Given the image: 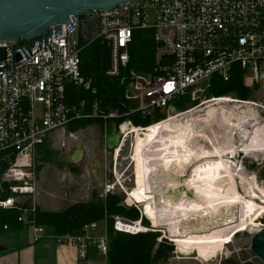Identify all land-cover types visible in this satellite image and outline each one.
<instances>
[{
  "label": "built area",
  "instance_id": "obj_1",
  "mask_svg": "<svg viewBox=\"0 0 264 264\" xmlns=\"http://www.w3.org/2000/svg\"><path fill=\"white\" fill-rule=\"evenodd\" d=\"M60 29L46 45L36 41L26 57L18 51L20 60L15 64L11 56L14 43H0L6 48V60L0 63V209L19 212L17 221L29 231L32 243L48 239L71 247L80 261H87L88 250L94 248L105 263V222L103 234L97 237L88 236L98 229L96 223L85 225L80 235L50 236L34 222L38 146L55 134L63 135L72 122L96 117L103 124L110 120L116 123L120 144L112 151L115 157L129 129H134L129 121L117 123V113L101 112L96 102L91 104L89 115L84 113L83 102L67 103V87L89 85L80 75L82 45L97 42L107 48L105 75L121 77L129 62L133 33L152 32V71L130 73L124 99L135 102V111L151 122L155 114L166 115L151 125L160 124L189 113L191 110L169 116L174 110L172 102L195 91L199 84L207 86L214 76L226 82L238 67L245 76L251 75L252 85L264 79V0H141L93 12L89 17L70 16ZM112 221L119 233L133 235L148 230L140 220L130 222L114 216Z\"/></svg>",
  "mask_w": 264,
  "mask_h": 264
},
{
  "label": "rangeland",
  "instance_id": "obj_2",
  "mask_svg": "<svg viewBox=\"0 0 264 264\" xmlns=\"http://www.w3.org/2000/svg\"><path fill=\"white\" fill-rule=\"evenodd\" d=\"M99 50L102 52V48H99ZM100 67H102L101 54ZM252 83L251 75H246L245 84L250 87ZM257 85V90H255L250 100L241 101L227 98L230 99V101L238 102L220 104L223 106L227 116L234 120L232 121L233 123H236L237 119L251 112H254L258 116L259 122L264 123V79ZM198 87V89L195 91L191 90L188 94L191 102L193 103L196 101L198 102L197 105L194 103L192 108L186 110H191L189 113L176 117L179 123H183L186 119L191 118V116H193V118L202 117L205 113V108L216 101L213 100L212 102L211 99H223H206L204 91L207 86L199 84ZM201 102L205 103L200 106L199 104ZM242 102H248L254 105H243L241 104ZM255 105H260L262 107L259 108L260 106L257 107ZM129 108L135 111L137 109V104L135 102H130ZM169 113V116L172 117L178 112L172 109ZM165 116L166 115H164V119ZM131 126L133 125L131 124ZM153 126L154 125L148 130L141 132L135 131L128 135L120 149L115 153V157L112 152L105 154L103 142L99 138L98 127L96 126H90L74 133L66 130L63 135L59 133L55 134L49 141L50 147L52 150L58 152L59 158L66 165L61 170L57 169L54 165H44L42 167L37 175V207L43 211L58 212L74 203L88 201L93 191L97 192L100 196H105L107 192L119 194L123 197L126 206L137 207L141 215L149 222L150 227L146 228L148 229L147 232H158L161 238H164L174 246V251L169 258L158 264L261 263L250 251V242L252 237L264 227V214L262 213H256L252 216L254 227L236 233L229 243L210 247L199 243L197 239L190 240L188 243L184 244L181 242H173L169 236L168 228L158 227L156 218L151 212L150 201L142 202L143 204L134 203L135 206L130 202L129 197L126 195L131 191H137L143 196H149L154 192L157 176V160L155 159L156 137ZM132 128L142 127L133 126ZM144 128L146 127H143V129ZM232 128H214L213 132L206 131V135L210 138V142L206 138L196 143L192 141L193 147L196 149H205L210 152L217 149L219 153L222 152V157L224 159L230 161L234 166L241 167L244 176L246 178H252L257 186L264 190V181L259 178V174L264 166V160H261L262 155H260L261 157L259 156V159L256 157L257 160L240 158L238 162H235L231 154H226L231 145L237 147L240 143L234 131L235 129ZM76 150L81 151L82 157L78 164H72L70 163V157ZM199 163L200 162L196 163V161H192L187 165L184 169L182 180H191V178L194 177L193 171ZM100 166L103 167L104 172L103 184H100L95 177V172ZM70 169L74 170L71 171ZM108 174L109 176H107ZM149 177L154 179L153 183H149ZM235 180L238 193L243 195L244 189L243 186H240V180L238 178ZM253 200L261 204L260 198ZM142 205H146L144 213L149 219L154 221L156 228H153L150 221L143 215ZM98 227H103V224L99 223ZM23 234H25V232ZM9 238V236H0V243L9 244L12 242ZM37 264H40L38 259Z\"/></svg>",
  "mask_w": 264,
  "mask_h": 264
},
{
  "label": "bare ground",
  "instance_id": "obj_3",
  "mask_svg": "<svg viewBox=\"0 0 264 264\" xmlns=\"http://www.w3.org/2000/svg\"><path fill=\"white\" fill-rule=\"evenodd\" d=\"M231 103L226 98L216 100L200 118L191 116L183 123L174 118L153 126L157 160L154 192L143 196L131 191L126 196L131 203L150 201L158 227H167L173 242L184 244L197 239L210 247L224 245L236 233L254 227V214H264V190L252 178H246L241 167L224 159L217 149L210 152L192 144L205 138L210 142L206 131L233 127L240 143L237 147L231 145L226 154H231L235 162L240 158L257 160L260 155L264 160V123L254 112L233 123L220 105ZM150 128L152 125L145 130ZM135 131L141 132L129 129L127 134ZM192 161L200 163L193 171L194 177L184 181V169ZM236 178L243 186V195L237 191ZM153 180L149 177V183ZM187 192L192 196L187 197ZM256 198L261 204L254 202ZM142 206L144 209L146 205Z\"/></svg>",
  "mask_w": 264,
  "mask_h": 264
},
{
  "label": "trees",
  "instance_id": "obj_4",
  "mask_svg": "<svg viewBox=\"0 0 264 264\" xmlns=\"http://www.w3.org/2000/svg\"><path fill=\"white\" fill-rule=\"evenodd\" d=\"M99 48H102V52ZM154 49L155 44L151 31H135L129 48L127 67L121 73V77L114 78L105 75L109 60L107 48L100 46L97 42L82 45L79 55L80 75L89 82V85L88 88L67 87V103L78 105L83 102L85 104L84 113L89 115L91 104L96 102L101 112L117 113L120 116L117 123L129 121L134 127H148L164 120V115L155 114V118L151 122L142 117L139 112L132 111L129 108V103L124 99L130 73L144 75L152 71ZM100 54L102 67H100ZM257 86L254 84L248 87L245 84V71L235 67L226 82L214 76L209 81L204 93L206 99L231 98L247 101L252 98ZM190 92L191 90L172 102L175 111L183 112L192 108L194 103L197 105L198 102L192 103L188 97ZM100 123L98 118L88 117L72 122L67 126V130L74 133L90 126L98 127ZM44 165H54L59 170L66 165L59 158L58 152L51 149L49 141H45L36 148L35 172L37 175ZM259 178L264 181V166ZM126 202L130 204L128 201ZM143 215L150 221L151 226L156 228L154 221L144 213V209ZM114 216H119L130 222L140 220L143 227H150L140 210L136 207L126 206L121 195L107 192L105 196H100L95 191L91 193L88 201L74 203L58 212L43 211L36 207L34 222L50 236L80 235L85 225L105 222V234L108 241L105 264H158L166 261L173 253L174 246L161 238L158 232L148 231L132 235L114 231L112 221ZM18 217L17 210L0 209V236L16 237L26 229L17 221ZM242 264L261 263L243 262Z\"/></svg>",
  "mask_w": 264,
  "mask_h": 264
},
{
  "label": "water",
  "instance_id": "obj_5",
  "mask_svg": "<svg viewBox=\"0 0 264 264\" xmlns=\"http://www.w3.org/2000/svg\"><path fill=\"white\" fill-rule=\"evenodd\" d=\"M135 1L141 0H0V43H14L11 56L15 64L20 60L18 51L26 57L29 49H34L36 41L46 45L51 35L56 37L60 33V25L65 24L70 16L89 17L93 12ZM19 40L25 43L20 46ZM5 60L6 48L0 47V63ZM98 135L107 152L119 147L120 137L114 121L100 123ZM81 157V151H74L70 163L78 164ZM99 170L95 177L103 184V167L100 166ZM186 196L191 197L192 194L187 192ZM250 251L264 264V227L252 237Z\"/></svg>",
  "mask_w": 264,
  "mask_h": 264
},
{
  "label": "crops",
  "instance_id": "obj_6",
  "mask_svg": "<svg viewBox=\"0 0 264 264\" xmlns=\"http://www.w3.org/2000/svg\"><path fill=\"white\" fill-rule=\"evenodd\" d=\"M102 234V227H98L96 231L89 232L88 236L97 237ZM9 239L12 240L9 244L0 243V264H37V259L40 264H105L94 248L88 250L87 261H80L71 247L56 245L48 239L32 243L26 229Z\"/></svg>",
  "mask_w": 264,
  "mask_h": 264
}]
</instances>
